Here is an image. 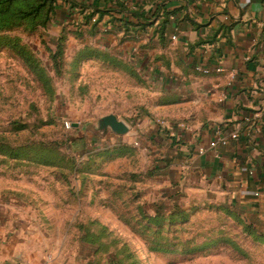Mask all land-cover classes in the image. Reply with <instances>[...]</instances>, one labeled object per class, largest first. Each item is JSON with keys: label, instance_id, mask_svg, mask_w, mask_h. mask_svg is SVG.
<instances>
[{"label": "crops", "instance_id": "1", "mask_svg": "<svg viewBox=\"0 0 264 264\" xmlns=\"http://www.w3.org/2000/svg\"><path fill=\"white\" fill-rule=\"evenodd\" d=\"M49 26L90 36L76 40L75 61L102 52L88 59L144 86L131 125L109 114L128 127L110 140L141 142L147 175L135 185L151 211L220 199L264 224V0H57ZM217 131L227 143L211 149ZM27 194L0 184V264H58L54 250L39 252Z\"/></svg>", "mask_w": 264, "mask_h": 264}, {"label": "rangeland", "instance_id": "2", "mask_svg": "<svg viewBox=\"0 0 264 264\" xmlns=\"http://www.w3.org/2000/svg\"><path fill=\"white\" fill-rule=\"evenodd\" d=\"M53 29L0 32V147L28 153H0V184L38 205L39 252L54 250L58 264H264V224L250 223L256 236H248L242 214L225 201L185 198L151 211L135 185L147 175L145 158H135L141 142L111 141L98 125L113 113L131 125L141 82L107 63L75 61L76 40L87 34L68 33L54 62ZM43 153L57 161L38 160ZM135 168L143 171L123 172Z\"/></svg>", "mask_w": 264, "mask_h": 264}, {"label": "trees", "instance_id": "3", "mask_svg": "<svg viewBox=\"0 0 264 264\" xmlns=\"http://www.w3.org/2000/svg\"><path fill=\"white\" fill-rule=\"evenodd\" d=\"M56 1L57 0H0V32L3 30H12L18 28H23L24 30L28 28L34 32L39 30L40 31L46 30L54 14ZM14 41L15 39L10 40L6 43L13 44ZM65 42H66V35L64 32H62L57 37L56 40V49L54 55L52 56L54 62L58 63L59 59L63 56V53L65 52ZM0 43H2V45L4 44L3 41H1ZM82 54H83L82 57L94 58L96 60L107 59L106 54L93 50L83 51ZM16 127L18 128V125ZM21 128L24 129L25 126L22 125ZM2 149L4 148L0 147V153H5L6 156L10 157L11 159H15V156L17 155L21 156V158H25L28 156V153L25 152H14L8 149L6 150L7 152H5L2 151ZM28 159L30 158L28 157ZM37 159L40 161H44V163L47 162L55 163V161H57L56 157L53 156L48 157L44 153L39 155ZM162 208H163L162 206L157 207L155 212L160 213V210ZM149 219H151L149 220L151 223L154 221V219H160V218H149ZM239 220L240 219L238 217V222ZM239 223H241V220ZM247 225L248 226H246V231H247L246 233L250 237H255L256 234L254 233L255 232L254 225L249 223H247ZM259 239L264 240L262 238ZM261 243L264 244V241Z\"/></svg>", "mask_w": 264, "mask_h": 264}, {"label": "water", "instance_id": "4", "mask_svg": "<svg viewBox=\"0 0 264 264\" xmlns=\"http://www.w3.org/2000/svg\"><path fill=\"white\" fill-rule=\"evenodd\" d=\"M98 125L99 129L103 131V133H105L107 129L117 136H123L128 132V127L123 122L118 121L113 115L101 118L98 121Z\"/></svg>", "mask_w": 264, "mask_h": 264}, {"label": "built area", "instance_id": "5", "mask_svg": "<svg viewBox=\"0 0 264 264\" xmlns=\"http://www.w3.org/2000/svg\"><path fill=\"white\" fill-rule=\"evenodd\" d=\"M222 1H226V0H222ZM172 40H175V37H172ZM202 73L204 74H208V70H201ZM221 70L220 69H217L215 72H220ZM156 125H158V127H163L164 126V123L163 121H157L156 122ZM231 139H235L236 138V135H231L230 137ZM227 143V139L223 138L222 135L220 134L219 131L216 132V135L214 136L213 140L210 142L209 144V147L211 149H215L218 145H222L224 146L225 144ZM135 146H137V143H134ZM198 153L199 154H202L203 153V150L202 149H199L198 150ZM257 196V194H256Z\"/></svg>", "mask_w": 264, "mask_h": 264}]
</instances>
